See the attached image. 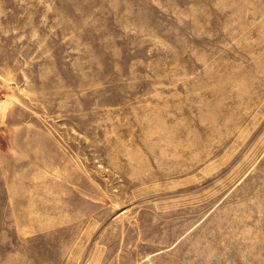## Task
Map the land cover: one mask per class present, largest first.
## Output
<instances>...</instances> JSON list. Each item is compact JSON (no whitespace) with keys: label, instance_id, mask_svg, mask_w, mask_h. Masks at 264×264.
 <instances>
[{"label":"rangeland","instance_id":"374dc122","mask_svg":"<svg viewBox=\"0 0 264 264\" xmlns=\"http://www.w3.org/2000/svg\"><path fill=\"white\" fill-rule=\"evenodd\" d=\"M0 264H264V0H0Z\"/></svg>","mask_w":264,"mask_h":264}]
</instances>
